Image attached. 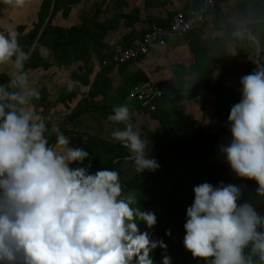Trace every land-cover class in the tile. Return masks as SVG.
Here are the masks:
<instances>
[{
  "label": "clouds",
  "instance_id": "obj_1",
  "mask_svg": "<svg viewBox=\"0 0 264 264\" xmlns=\"http://www.w3.org/2000/svg\"><path fill=\"white\" fill-rule=\"evenodd\" d=\"M233 36L260 49L248 28H236ZM39 51L46 54L43 46ZM262 53L251 58L256 69L241 78L242 96L228 117L232 140L220 152L237 176L256 181L257 194L264 197ZM30 57L13 26L0 31V65L11 61L14 69L0 84V264H153L150 253L167 244L141 231L139 222L152 228L155 213L134 206L137 194L125 191L116 169L90 173L72 167L89 153L71 147L63 132L56 146L49 144L46 123L33 107L40 91L25 70ZM108 119L127 122L111 135L129 150L125 159L137 172L160 167L148 154V139L129 122L127 105L115 107ZM193 191L183 241L193 257L208 264H264V216L250 203L238 204L241 189L221 181L198 184ZM163 264H172L171 257L165 255Z\"/></svg>",
  "mask_w": 264,
  "mask_h": 264
},
{
  "label": "crops",
  "instance_id": "obj_2",
  "mask_svg": "<svg viewBox=\"0 0 264 264\" xmlns=\"http://www.w3.org/2000/svg\"><path fill=\"white\" fill-rule=\"evenodd\" d=\"M259 1L261 8L254 10L249 5L246 10H242L237 7V0H229L228 6L222 5L219 10L211 11L207 25L203 29L185 36L174 37L167 47L154 46L147 56L136 63L131 62L125 68L114 63L113 57L117 51L131 43V38L141 36L152 24L171 23L173 15L178 11L188 13L198 10L200 0H81L72 6L68 17L58 12L54 16L53 25L70 28L91 22L98 6H101L98 21L102 23L107 20L110 30L103 40L107 56L100 60L94 55L86 65L82 61L56 58L55 51L49 44L51 40L49 37L41 43L39 39L38 43L32 45L31 55L35 53L32 61L37 62L38 66L32 68L25 64V70L29 74L31 83L40 91V96L34 98L33 107L34 111L44 119L46 126H50V128L46 127L49 131L45 136L54 135L60 128L65 127L67 130L74 131L67 134L70 137L71 147L84 149L91 135L111 143H121L116 141L111 133L117 128L123 129L127 122L116 125L97 113H83L73 121L70 118L71 115L66 112L68 108L75 109L77 106L86 107L102 103L106 98L112 102L124 100V105H127L130 111L129 122L139 129L142 138L148 139L147 151L149 156L153 157L154 145L157 142L155 132L158 121L154 119L150 111L128 99V88L131 90L133 85L128 83L142 78L151 81L158 89L167 91L178 84V79L181 81L185 79V86L189 89L191 82L198 77V74L183 76L174 71V67L178 65L193 67L195 63L193 49L195 45L198 46L201 43V45L211 46L209 53L205 55L206 74L209 75L211 86L219 82L240 91L241 78L253 72L256 65L251 58L264 51V0ZM53 3L54 0L51 2L49 15ZM48 5L47 0H24L23 2L0 0V17H2L1 20L5 19L7 27L11 25L16 30L19 25H26L29 31L39 21L44 7ZM115 17L118 18L117 21H113ZM22 21L25 23L17 24ZM249 24L263 25L261 29L254 32L260 41L259 50L250 42L237 41V37L233 36L236 28H248ZM0 29L4 30L2 27ZM38 37L39 34L36 40ZM41 46L44 47L48 56L40 54ZM105 59L109 61L108 66L102 64ZM13 70L11 61L7 65H0V84L8 82ZM65 70L66 72L62 74ZM126 79L127 83L124 82ZM72 90L75 92L73 97L68 98L67 101L61 100ZM46 94L45 99L52 104L49 108H46L40 100ZM92 95H95L93 99ZM204 98L206 104L203 108L200 105L202 100L199 99L184 101L182 107L187 115L202 121L205 129L206 116L210 117L208 122L213 121L208 112L210 109L215 112L213 104L216 99L215 95L209 91L204 92ZM50 145L56 146V142ZM120 169V177L123 176L125 179H131L140 173L135 170L130 160L123 161ZM123 181L122 179V184Z\"/></svg>",
  "mask_w": 264,
  "mask_h": 264
},
{
  "label": "trees",
  "instance_id": "obj_3",
  "mask_svg": "<svg viewBox=\"0 0 264 264\" xmlns=\"http://www.w3.org/2000/svg\"><path fill=\"white\" fill-rule=\"evenodd\" d=\"M80 1L81 0H56L52 18L40 38V43L49 37L51 38L49 44L53 47L52 49L55 51L56 58L59 60L67 59L76 62L82 61L86 65L92 60L94 55L100 60L107 56L106 45H104L103 40L110 28L107 20L102 23L98 21L99 14L101 13V6H98L93 20L88 23L86 22V24L75 25L70 28L53 25L54 16L58 12H61L62 16L68 17L72 11V6ZM47 2H49V5L44 7L41 18L35 23L31 30L27 31L26 25H19L16 29L18 33V42L25 51L31 50L41 27L49 15L52 0H47ZM203 3L204 0H200V6L197 9H200ZM228 4L229 0H214V5L210 8L204 27L207 25L208 16L211 11L214 12L217 9L219 10V7L222 5L228 6ZM236 4L237 7L242 10H246L249 5L252 6L254 10L261 8L259 0H237ZM182 12L188 16L192 13ZM117 19L118 18L115 17L113 21H117ZM170 24L171 23H158L157 25L169 27ZM151 26H153V24ZM151 26L146 32L142 33L141 36L131 38V43L123 48L130 47L134 41L141 39L150 31ZM262 27L263 25H248V29L253 33ZM190 39L193 42V39ZM236 40L241 41L238 38ZM193 44H195V42ZM208 46V44L201 45V43L198 46H194L195 63L193 67H185L183 65L174 67V71L178 74H183V76L193 75L194 73L198 74V77L191 82L190 88L187 89V86H185V79H182V81L178 79V84L175 87L167 91L160 89L163 95L156 99L155 104L157 108L155 111L146 108L152 113L154 119L158 121V128L155 132L158 141L154 145L153 157L157 159L160 167L155 171L145 170L143 173H139L131 179H124L122 184L125 191H133L137 194L139 200L138 204L134 206H139L145 211L150 210L154 212L157 217V223L152 228H148L144 222H139L141 231H148L153 239H162L167 244V249H162L158 246L150 253L153 264H163V257L165 255L171 257L172 264H201L197 258L193 257L192 253L186 249L183 243L186 233L184 224L187 218V208L191 205L189 202L194 201V188L191 179H187L184 173L185 169L190 168L189 164L194 161L199 162L200 160L215 161L220 165L222 181L225 184L237 185L235 176L231 171L226 157L220 152V146L227 145L222 137H228L232 140L228 117L231 107L239 102L242 93L235 87L226 86L219 82L213 87L211 86L209 75L206 74L207 58L205 55L209 53L211 48V46ZM34 58L35 53L31 55L30 59L27 60L25 64L32 68L37 67L38 63H33L32 61ZM142 58L133 62L136 63ZM103 63L104 61L102 64ZM130 63L131 62L117 65L125 68V66ZM106 65L108 66L109 63ZM255 69L256 65L253 71ZM144 81L147 80L141 78L136 81H131L128 84H133V89L137 83ZM124 82L127 83L128 80L126 79ZM129 89L130 88H128L127 97L132 90ZM206 91L215 95L216 101L213 104L214 111L216 116L222 121V126L214 134H208L203 127V122L187 115L182 107L184 101L199 99L202 100L200 105L203 108L206 104L204 98V92ZM66 94V97L61 98V100H69L70 97L75 95V92L72 90ZM94 96L95 95L91 96L92 99ZM46 97L47 94L44 97L42 96L40 100L41 103L45 104L46 108H49L52 104L45 99ZM33 101H35V99ZM120 105H124V100L121 102H112L106 98L102 103H95L86 107L77 106L75 109L72 108L70 118L74 121L80 114L97 113L109 122L118 125L120 122L110 121L108 117L113 114V109ZM46 127L50 128L49 125ZM48 131L49 129H46L45 135L48 134ZM58 132H63L67 135L74 131L67 130L65 127L60 128L54 135L47 136L49 144L56 142ZM161 136H163L165 140H159ZM84 149L89 153L88 158L82 163L73 162L71 166L87 167L90 173H94L98 169L104 167L116 169L120 173V164L130 155L129 150L125 148L122 143H111L100 139L96 135L88 137ZM182 165L185 167L183 168ZM180 169H182V171ZM241 193L242 195L238 200V204L247 202L254 206L252 197L243 189H241ZM258 213L261 214L260 212ZM261 215L264 216L263 214ZM169 229L171 230V234L167 235L166 232Z\"/></svg>",
  "mask_w": 264,
  "mask_h": 264
},
{
  "label": "built area",
  "instance_id": "obj_4",
  "mask_svg": "<svg viewBox=\"0 0 264 264\" xmlns=\"http://www.w3.org/2000/svg\"><path fill=\"white\" fill-rule=\"evenodd\" d=\"M214 5V0H204L203 6L193 11L189 16L183 12L174 14L169 27L158 25L151 26L141 39L134 41L132 46L123 48L118 51L113 61L116 64H124L137 61L140 58L147 56L154 46L167 47L170 40L177 36H184L191 31H197L204 27L207 20V15L210 8ZM109 61L105 60L104 65ZM163 92L155 87L149 81L137 83L128 95V99L137 102L143 108H149L152 111L156 110V99L160 98ZM69 109L66 114H71Z\"/></svg>",
  "mask_w": 264,
  "mask_h": 264
},
{
  "label": "rangeland",
  "instance_id": "obj_5",
  "mask_svg": "<svg viewBox=\"0 0 264 264\" xmlns=\"http://www.w3.org/2000/svg\"><path fill=\"white\" fill-rule=\"evenodd\" d=\"M15 1V0H14ZM20 2H23L24 0H17ZM2 17H0V27L4 28V30L0 29V31H5L7 30V23L5 21V19L1 20ZM21 23H25V22H18L17 24H21ZM54 23V21H53ZM16 24V26H18ZM15 26V23L13 24ZM30 27L32 25L27 24ZM15 28V27H14ZM18 28V27H17ZM46 56H48V54L46 53ZM66 72L63 71L62 74H64ZM209 116H211L213 118V121H209L210 117L206 116V127H205V131L208 134H214L221 126H222V121L215 115V112H213L212 109L209 110L208 112ZM225 144H229L231 142V139L228 137H222ZM155 139L158 141V139L155 137ZM159 140H165V138L163 136L159 137ZM183 168L185 167L184 165H182ZM190 168L185 169L184 173L186 174V178L187 179H191V183L194 186L204 183V182H209L211 184L218 185L221 181H222V173H221V168L220 165L218 163H216L215 161H206V160H200L198 161H194L191 164H189ZM182 168V169H183ZM182 169H180L182 171ZM231 171L233 172V170L231 169ZM233 175L235 176V181L237 183V185L243 189L248 195H250L252 197V202H253V207L260 212L261 214L264 215V197H261L257 194V188H258V184L256 183V181L254 180H249L247 178H241L239 176H237L234 172ZM122 179L124 180L125 178L122 176L121 178V183H122ZM188 182V181H187ZM186 182V183H187ZM188 186V185H187ZM189 197V195H188ZM193 201L189 202L190 204H192ZM197 260L201 263V264H208L207 260L205 258L202 257H196Z\"/></svg>",
  "mask_w": 264,
  "mask_h": 264
},
{
  "label": "water",
  "instance_id": "obj_6",
  "mask_svg": "<svg viewBox=\"0 0 264 264\" xmlns=\"http://www.w3.org/2000/svg\"><path fill=\"white\" fill-rule=\"evenodd\" d=\"M54 4H55V0H54V3H53V5H52V8H51L50 15H49L47 21L45 22V24L43 25V27H42V29H41V31H40V33H39V37H38V39L35 41V43H38V41H39L41 35L43 34L45 28L47 27V24H48V22H49V20H50V18H51V16H52V14H53V12H54V7H55ZM35 45H36V44H35Z\"/></svg>",
  "mask_w": 264,
  "mask_h": 264
},
{
  "label": "bare ground",
  "instance_id": "obj_7",
  "mask_svg": "<svg viewBox=\"0 0 264 264\" xmlns=\"http://www.w3.org/2000/svg\"><path fill=\"white\" fill-rule=\"evenodd\" d=\"M179 12V11H178ZM182 12V11H181ZM190 33V32H189ZM180 37V36H179Z\"/></svg>",
  "mask_w": 264,
  "mask_h": 264
}]
</instances>
